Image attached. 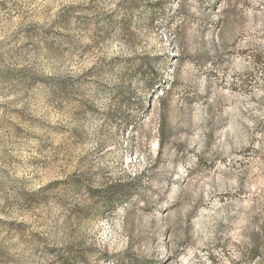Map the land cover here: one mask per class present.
<instances>
[{
	"label": "rangeland",
	"instance_id": "rangeland-1",
	"mask_svg": "<svg viewBox=\"0 0 264 264\" xmlns=\"http://www.w3.org/2000/svg\"><path fill=\"white\" fill-rule=\"evenodd\" d=\"M0 264H264V0H0Z\"/></svg>",
	"mask_w": 264,
	"mask_h": 264
},
{
	"label": "trees",
	"instance_id": "trees-1",
	"mask_svg": "<svg viewBox=\"0 0 264 264\" xmlns=\"http://www.w3.org/2000/svg\"><path fill=\"white\" fill-rule=\"evenodd\" d=\"M160 81H161V80L159 79L158 82L160 83ZM157 85H158V83H153L152 85H149V84H148V87H149V89H150L149 91L152 92V90H155V86H157Z\"/></svg>",
	"mask_w": 264,
	"mask_h": 264
}]
</instances>
